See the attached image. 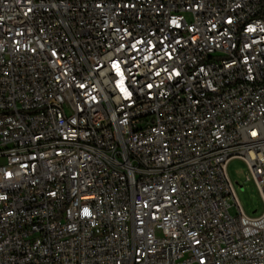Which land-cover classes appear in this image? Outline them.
<instances>
[{"label": "built area", "instance_id": "built-area-1", "mask_svg": "<svg viewBox=\"0 0 264 264\" xmlns=\"http://www.w3.org/2000/svg\"><path fill=\"white\" fill-rule=\"evenodd\" d=\"M235 157L264 203V0H0V264H264Z\"/></svg>", "mask_w": 264, "mask_h": 264}, {"label": "rangeland", "instance_id": "rangeland-1", "mask_svg": "<svg viewBox=\"0 0 264 264\" xmlns=\"http://www.w3.org/2000/svg\"><path fill=\"white\" fill-rule=\"evenodd\" d=\"M227 172L244 212L249 216H257L263 213L262 195L248 163L242 158H232L228 163ZM232 203L234 202L232 201ZM230 212L233 215L237 214L234 205L230 207Z\"/></svg>", "mask_w": 264, "mask_h": 264}]
</instances>
